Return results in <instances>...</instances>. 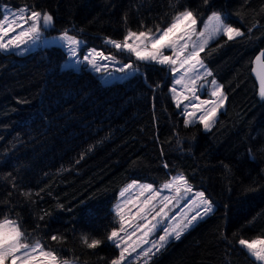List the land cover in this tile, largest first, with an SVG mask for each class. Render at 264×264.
Segmentation results:
<instances>
[{"label":"trees","instance_id":"trees-1","mask_svg":"<svg viewBox=\"0 0 264 264\" xmlns=\"http://www.w3.org/2000/svg\"><path fill=\"white\" fill-rule=\"evenodd\" d=\"M7 4L47 11L48 33L73 30L95 45L166 25L184 9L201 19L221 11L245 35H221L200 53L226 93L210 130L185 125L165 65L135 59L139 70L106 83L85 66L63 67L60 45L0 51V218H18L30 242L63 258L109 264L119 255L107 235L119 227L120 189L181 171L216 206L147 264H260L237 241L264 236V98L254 72L264 0H0V17ZM82 234L101 245L88 249Z\"/></svg>","mask_w":264,"mask_h":264},{"label":"snow or ice","instance_id":"snow-or-ice-1","mask_svg":"<svg viewBox=\"0 0 264 264\" xmlns=\"http://www.w3.org/2000/svg\"><path fill=\"white\" fill-rule=\"evenodd\" d=\"M204 3L207 4L208 0H204ZM226 19L227 17L222 18L221 14L213 12L205 22L204 28L197 32L196 15L193 11L185 9L174 14L171 23L163 29L159 25L156 26L155 31L151 28L139 31L128 29L122 41L108 39L106 43L112 45L117 51L134 55L137 61L168 66L174 74L180 69H184L180 78L175 79V84L182 85L183 91L178 92L176 87H173L171 89L172 98L177 108H180L185 101L188 102L184 104L186 126L195 123L197 113L202 111L203 114L198 117L199 123L205 130H210L215 122L218 109L223 107L225 97L213 79L210 83L215 87L211 96L217 99L197 103L199 97L195 94L197 91L196 81L204 78L198 72V66L204 67L200 53L204 51L209 41L218 35H224L230 41L245 35L240 28L225 23ZM52 23L53 16L51 14L47 11L35 10L34 6L21 7L17 12L11 13V18L6 12L0 17V51L8 52L20 49L29 41L38 39L42 30L51 26ZM257 26L258 24H253L248 31L251 32L252 28ZM17 29H19L18 32ZM11 33L16 34L12 35ZM61 39L66 41L69 52L75 57L81 41L75 36L69 35L67 31L62 34ZM190 47L191 50H189ZM165 50H170L171 55H165ZM262 56H264V52L256 57V61L264 69ZM115 59L114 56L105 55L103 51L96 49L89 50L83 56V60L97 72L108 70V63H101V61H115ZM129 69H133L132 63L123 64L118 71L126 72ZM194 71L197 72L195 78L185 83L188 73ZM207 75L210 76L211 73L207 72ZM260 96L264 98V74L261 75ZM205 105L211 106L205 108ZM189 107L192 109L190 112L187 110ZM249 155L251 156V150H249ZM252 158L254 159V157ZM137 186V182L133 181L120 193V196L124 197L126 193ZM138 187L140 189L139 196L135 199H125L116 206L115 215L118 217L119 227L110 231L107 240L119 250V255L109 264H126L132 254L137 253L138 248L140 252L137 253V258L145 257V264H147V260L164 248L171 239L179 240L181 235L193 226L194 222L202 220L213 212L212 202L206 198L204 192H198L195 194L196 199L192 201L194 214L189 216L188 213H185L176 223L162 228L163 234L158 239L150 240L149 237L157 230L161 221L176 220L174 215L169 216L167 209L173 200L180 198L183 194L191 193L192 188L183 174L173 177L163 186L165 189L174 191L175 196L173 197H161L160 191L155 190L151 184ZM145 193H149V195L145 197ZM22 195L30 198L31 194L22 193ZM140 197L145 198L141 200ZM137 233L140 235L137 236ZM133 237H136V240H133ZM62 239L63 237L56 235L51 236L53 241L60 242ZM81 243L88 249H95L101 245L102 241L96 238L89 241L88 235L82 234ZM237 243L256 262L264 264V238L260 236L252 239L240 238ZM146 244H150V247L144 248L143 245ZM0 264H77V261L62 259L58 257L56 251L46 250L40 239H33L30 243L20 223L5 216L0 218Z\"/></svg>","mask_w":264,"mask_h":264},{"label":"rangeland","instance_id":"rangeland-1","mask_svg":"<svg viewBox=\"0 0 264 264\" xmlns=\"http://www.w3.org/2000/svg\"><path fill=\"white\" fill-rule=\"evenodd\" d=\"M24 6H28V5L27 4H23V5H20V6H14L12 4H7V5H5L3 7V11H4L3 14H5L7 12L10 15V18H11V13L17 12L18 9H20L21 7H24ZM35 10H37V9H35ZM184 10H182V11H184ZM188 10H190V9H188ZM182 11H179V12H182ZM213 12H216V13L221 14L222 18H224V15H223V13L221 11H213ZM213 12H211L209 15H207L206 17H204L202 19L201 18H198L196 16L197 17V25H196L197 32H199L200 30H202L204 28L205 22L208 21V17ZM224 22L227 23V24H229L232 27L239 28V27L233 25L232 23H230L228 20H225ZM170 23H171V21L169 23H167L166 25L160 26V28L163 29L164 27H166ZM155 30L156 29H153V31H155ZM240 30H241V28H240ZM18 31H19V29H17V32ZM65 31H67L69 35L75 36L78 40L81 41V45L77 49V55L75 57L72 56L71 53L69 52L66 41H64V40L61 39V36H62V34ZM65 31H62V32H59V33H51L50 34V33H48L46 31V29H44L40 33V36H39L38 39L29 41L28 44L22 45L20 49H13L11 51H14V52H16L18 54H24V53H27V52H29L31 50H34L36 48H39V47H43V46H47V45H60L64 49V51L66 53V55H65V57H64V59L62 61V66L63 67H74L76 69H81L82 67L85 66V67L91 69L92 71L98 73L100 75L101 79L103 80V82H106V83H108V82H114V81H117V80L126 79L132 73H134L135 71L139 70V67H137L135 65V59L136 58H135L134 55H131V54L127 53V52L117 51L112 45L106 43V41L108 39L122 41L123 38L106 37L104 39L105 40L104 41L105 42L104 45H95V44L88 43V41H87L86 38H84L82 35H80L79 33L75 32L73 30H65ZM133 31H139V30H133ZM11 34L12 35H15L16 33H11ZM220 36L221 35H218L217 37H215V39L218 38V37H220ZM193 39L195 40V37ZM215 39L210 40L209 43H208V45L211 42H213ZM91 49H96L97 51H103L105 55L114 56L116 58L115 61H101V63H108L109 67H108V70L107 71L102 70L100 72H97V71H95L94 68H92L90 65H88L86 61L83 60V56L85 54H87L88 51L91 50ZM189 50H191V47H190ZM165 55H171V51L170 50H165ZM200 58H201V55H200ZM201 60H202V58H201ZM202 62H203L204 67H199L198 66V72L204 78L202 80L196 81L197 91H196L195 94L199 97V101H197V103H199L200 101H204V100L211 101V100H216L217 99L216 97H212L211 96V92L214 90V87L215 86H213L210 83V81H212L214 79L216 81V86H219L220 87V89H221V91L223 93V96L225 97L223 107L219 108L218 111H217V116L215 117V121H216V119H217V117L219 115L220 110L223 109L224 106H225V103H226V93H225V91L223 89L222 84L215 77L212 76V73H211L210 68L206 65V63L203 60H202ZM126 63H132L133 64V69H129L126 72H120V71H118V69L123 64H126ZM177 67H178V65H177ZM166 68H167L168 74L170 76V92H171V89L173 87H176V89H177L178 92L183 91L182 85H176L175 84V79H179L180 78V76L184 73V69H180L179 72H177V73L174 74V73L171 72V70H170V68L168 66H166ZM207 72H210L211 75L210 76L207 75ZM196 75H197V72H195V71L188 73V76H187V78L185 80V83H188L190 79L195 78ZM171 94H172V97H173V93L172 92H171ZM187 94L191 95L190 93H187ZM187 103H188L187 101L184 102V104H187ZM184 104H182L181 107H180L182 109L183 113H184ZM210 106L211 105H205L204 107L207 108V107H210ZM187 110L190 112L192 109L189 107ZM202 114H203L202 111L197 113L196 121H199L198 120V117L200 115H202ZM213 124H212V126H213ZM179 174H183L186 177L189 185L192 188V192L191 193L183 194L180 198L173 200V203L169 205V208L167 209V211L169 212V216H173L174 215L176 217V220L166 219V220L161 221L159 223V225H158L157 230L154 231L151 234V236L149 237L150 240H156V239H158V237L163 234V232L161 231L162 228H164V227H166V226H168L170 224L176 223L185 213H188L189 216L191 214H194L193 213V207L194 206L192 205V201L194 199H196V195H195L196 193H198V192H204L206 198H208L212 202L213 210H214V208L216 206V204L213 202V200L207 195V193L205 192V190L203 188H197V187L193 186V184L191 182H189L187 176L183 172L179 171V172L175 173L171 177V179L173 177L179 175ZM170 180L166 181L165 183L157 184V183H155V182H153L151 180H146V179H139V178L131 179L129 182H127L120 189L118 199L113 204V209L115 210L117 204H121L123 202V200H125V199H135L137 196H139V191H140V189L138 187L139 185L151 184L155 190L160 191L161 197H163V196H169V197L175 196L174 191L165 189L163 187ZM133 181H136L138 186L136 188L131 189L128 193L125 194L124 197H121L120 196V193L129 184H131ZM147 195H149V193H145V197ZM145 197H140V199L142 200ZM133 211H135V209H133ZM7 217L8 218H11V219H14L18 223H20L19 220H18V218H16V217H13V216H10V215L7 216ZM198 221L199 220H197L196 222H194L193 225H195ZM140 223H143V222L140 221ZM153 223H156V221H153ZM190 228H188V229H190ZM139 235H140V233H137V236H139ZM260 237L261 238H264V236H260ZM245 239H247V238H245ZM133 240H136V237H133ZM143 247L144 248L150 247V244L143 245ZM45 249L48 250V249H51V248L45 247ZM51 250H53V249H51ZM53 251H55V250H53ZM139 252H140V249L138 248L137 249V253H139ZM153 252H155V249H153ZM56 253H57L58 257H60L62 259L76 260L77 261V264H89V263H87L85 261H80V260L75 259V258H63V257H61V255L57 251H56ZM137 253H133L132 256L129 258V261L134 260V261H137L138 264L141 263L142 261H145L146 258L143 257V256H140L139 258H137Z\"/></svg>","mask_w":264,"mask_h":264},{"label":"water","instance_id":"water-1","mask_svg":"<svg viewBox=\"0 0 264 264\" xmlns=\"http://www.w3.org/2000/svg\"><path fill=\"white\" fill-rule=\"evenodd\" d=\"M262 61H264V57H261ZM254 72L256 74V76L259 78L260 82H261V75L264 74V69H262L261 65L257 63V61L255 60L254 63Z\"/></svg>","mask_w":264,"mask_h":264}]
</instances>
